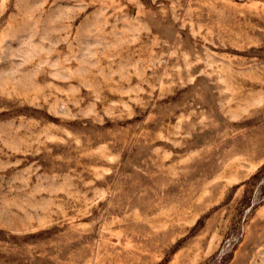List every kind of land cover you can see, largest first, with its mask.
<instances>
[{
    "label": "rangeland",
    "instance_id": "1",
    "mask_svg": "<svg viewBox=\"0 0 264 264\" xmlns=\"http://www.w3.org/2000/svg\"><path fill=\"white\" fill-rule=\"evenodd\" d=\"M0 264H264V0H0Z\"/></svg>",
    "mask_w": 264,
    "mask_h": 264
}]
</instances>
